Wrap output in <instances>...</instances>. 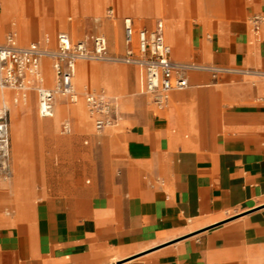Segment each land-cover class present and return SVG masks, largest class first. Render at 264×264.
Instances as JSON below:
<instances>
[{
  "label": "crops",
  "instance_id": "1",
  "mask_svg": "<svg viewBox=\"0 0 264 264\" xmlns=\"http://www.w3.org/2000/svg\"><path fill=\"white\" fill-rule=\"evenodd\" d=\"M77 1L66 0L74 19ZM92 1L98 2L79 0L80 16L100 19L108 6L107 22L94 37H104L108 45L110 23L119 20L122 54L123 19L146 31L162 23L173 61L236 74L213 79L189 73L188 88L172 92L166 107L156 109L144 94L139 69L130 67L136 77L121 69H101L109 76L121 75V99L102 88L91 90L118 99L110 98L119 120L97 135L90 129L92 118L85 128L75 129L97 146L100 172L82 168L89 180L78 179L63 192L41 197L29 178L38 167L26 164L28 149L22 140L17 165L9 158V184H0V264H264V78L238 73L264 72V25L250 24L252 17L264 15V0H154V12L144 11L146 0H133L139 4L129 12L135 19L125 14L123 0H106L105 7L99 1L94 9ZM54 17L46 28L58 21L62 31ZM65 25L67 33L56 34L54 49L59 35L71 41ZM10 33L19 46L32 44L20 40L14 25L6 35ZM90 40L86 35L78 42ZM42 44L53 50L49 35ZM46 72L52 89L46 87ZM41 74V87L53 90L50 61L41 62ZM137 89V97L127 96ZM12 93L16 104L18 95ZM58 103L68 104L56 98L51 119L37 116L48 121L57 112L66 118L60 134L69 136L75 121L66 107L57 111ZM27 107L22 116L31 115L23 121L34 128ZM38 124L39 130L49 131V124ZM58 142L67 145L70 140Z\"/></svg>",
  "mask_w": 264,
  "mask_h": 264
},
{
  "label": "built area",
  "instance_id": "2",
  "mask_svg": "<svg viewBox=\"0 0 264 264\" xmlns=\"http://www.w3.org/2000/svg\"><path fill=\"white\" fill-rule=\"evenodd\" d=\"M113 13L108 12L111 19ZM264 18L254 16L250 19L253 27L263 25ZM124 52L113 56L108 51L107 41L97 36L90 41L72 43L65 35L57 37L54 50L44 49L38 44L19 46L15 34H8L4 44L0 45V88L12 91L18 99H25L29 92L37 97V112L41 119H51L54 114L56 98L68 104H75L78 95L74 89L73 79L78 62L122 64L139 69L143 73V91L150 97L156 109L166 107L169 96L174 91L188 88L187 75L194 72L209 74L213 79L236 72L211 66H198L178 63L170 58V48L164 40L162 23H157L154 30L136 29L129 18L122 20ZM52 63L55 87L48 90L41 87L43 82L41 62ZM241 75H255L264 78V72L243 71ZM237 73V74H238ZM87 112L93 120L96 133L111 128L119 120L118 108L113 99L103 93H86L82 95ZM17 102V100L15 101ZM7 109L0 110V177L7 179L9 171L7 126L4 118ZM64 133H69V126L63 125Z\"/></svg>",
  "mask_w": 264,
  "mask_h": 264
},
{
  "label": "rangeland",
  "instance_id": "3",
  "mask_svg": "<svg viewBox=\"0 0 264 264\" xmlns=\"http://www.w3.org/2000/svg\"><path fill=\"white\" fill-rule=\"evenodd\" d=\"M33 1V2H32ZM0 0V43L3 41L4 36L10 30V27L14 25V30L17 32L20 40L22 39L24 44H29L33 42L40 43V47L46 49L47 46H43L42 38L47 34L50 36L52 40V46H49L54 50V38L57 33L65 32L66 25L68 26V35L73 43H76L83 39L84 36L88 35V38L92 39L95 35L100 34L98 29L101 27L103 22H107L105 19L107 7L106 0H98L92 1L90 3V7L93 9L99 6V1H101V5L105 8L102 11V17L100 19H87L82 18L80 16V2L78 3V10L74 13L78 15V18L74 19L71 10H69V6L66 0ZM52 1V0H51ZM25 2V3H24ZM147 3L143 5L144 11L152 10L155 11L154 0H146ZM53 3V7L51 6ZM25 5V7H24ZM135 1L131 0H123L122 6L125 11V14L131 18H136L135 15L129 13L132 9V6L137 7ZM32 8L34 12L31 14ZM54 9V10H53ZM114 16L116 17V9L113 7ZM55 12V14H54ZM58 17L61 21V29L60 23L55 21L53 26H49L48 21H52ZM259 16V15H257ZM125 16H120V18ZM264 18V15L259 16ZM46 19L45 24L41 21ZM68 19L70 22H68ZM48 20V21H47ZM50 22V24H52ZM75 22V23H74ZM155 20L152 22L154 24ZM73 23V24H72ZM72 26L75 24L76 29H72ZM145 25V23H142ZM264 25V22H263ZM45 27V28H41ZM111 31L109 36H106L108 40V48L109 52L113 56H119L122 54L121 49V26L120 21L116 20L115 23H110ZM21 40V41H22ZM81 66H85L87 68L86 75L83 78L78 76V71L73 80V85L75 87L76 92L81 97L83 94L91 91L92 89H105L108 92L116 95L121 99L124 95V90L122 85L119 83V75L109 76L103 74L101 69H105L106 67L121 69L126 73L129 72L130 75L137 76V72L135 69L124 66L122 64H106V63H92V62H81L79 63ZM48 75V80L50 83L46 84V87L52 89L51 76L49 72H46ZM138 81V77H137ZM9 95V99L13 101V93L3 89ZM1 91V90H0ZM99 93V92H96ZM139 90L136 92H127V96L137 97ZM136 94V95H135ZM27 99H29V104L27 107V113L33 112V123L35 125L34 128H31L25 124L21 113L24 110V107L19 104L21 101L18 100L19 103L14 104L17 106L16 108L20 111L21 116L18 119L19 123V146L20 150L22 147V140L24 148L28 149L26 164L31 166L38 167V173L29 175L31 183L34 184V188L36 192H40L41 197L49 196L50 194H56L63 192V187L66 186L67 183H73L78 179H83V181L89 180V177L86 173L82 172V168H86L91 166L95 172H100L102 168L103 162L98 158L96 154L97 146L93 144V142L86 136V134L78 133L75 130L74 124H72V132L69 136H62L60 134V124L66 119L62 116H59L56 112L54 118L48 121H42L37 116V98L35 93H30L27 95ZM82 100V98H80ZM80 101V100H79ZM19 106V107H18ZM58 106L63 107H71L74 104H64L58 103ZM2 104H0V108ZM82 111L85 110L83 109ZM122 113L125 110H121ZM127 112V111H126ZM86 114V113H85ZM27 118V117H26ZM5 124L8 129V134L10 138L11 134V121L12 118L10 116V112L7 109L6 116L4 118ZM38 122L47 123L50 125L49 131H42L38 129ZM91 130H95L93 124H91ZM94 134H98L94 132ZM70 140L69 144L65 145L63 142L59 143V140ZM9 171H12V164L9 160ZM0 184L8 185L9 181L6 182L3 178L0 177ZM41 187V188H39ZM62 187V188H60ZM42 193V194H41ZM43 195V196H42ZM36 198H40L38 194Z\"/></svg>",
  "mask_w": 264,
  "mask_h": 264
},
{
  "label": "bare ground",
  "instance_id": "4",
  "mask_svg": "<svg viewBox=\"0 0 264 264\" xmlns=\"http://www.w3.org/2000/svg\"><path fill=\"white\" fill-rule=\"evenodd\" d=\"M72 29H76V25L74 24L72 26ZM89 39V38H88ZM48 44V43H47ZM43 61V60H42ZM81 62H85V61H81ZM81 62H78L76 64V68H75V72L77 73L78 71V76L80 78H83L85 75H86V72H87V68L85 66H81L79 65V63ZM75 77V76H74ZM75 89V87H74ZM0 104H2V107L0 108V110L2 108H5V109H8L9 112H10V116L12 118V121H11V127H10V130H11V134H10V138L9 137V134H8V129L6 131V135H7V139H8V157L11 158L15 164L17 165V159H18V156H19V152H20V146H19V123H18V119L19 117L21 116L20 114V111L16 108L17 106L14 105L13 102L10 101L9 99V95L8 93H6L3 88H0ZM76 91V90H75ZM96 92H101L103 93V95L107 98H113V99H116L118 101L117 98L115 97H112V96H109L107 95L106 93H104L103 91H89L87 93H96ZM77 93V92H76ZM78 95V93H77ZM80 98H82V96L80 97L78 95V99H77V102L74 104V106H71V107H67V111H68V114L69 116L74 119L75 121V129H82L83 127L85 128V122L88 120V119H91L90 115L88 114L87 112V109H86V106L84 104V101L83 99L81 100ZM80 100V101H79ZM19 101H21V103L17 102L16 103H19V104H24L23 102H25L24 105H21L22 107L26 108L29 104V99H27V96L25 97V99H19ZM115 101V100H113ZM19 107V106H18ZM85 110V113L84 111L82 110ZM27 110V109H26ZM57 111L59 113L62 112V108H57ZM31 114H26V117L27 119L30 117ZM68 116V115H67ZM46 124V123H45ZM39 125V124H38ZM35 126V125H34ZM46 126V125H45ZM50 126V125H49ZM39 127V126H38ZM44 128V127H43ZM48 128V127H47ZM49 129V128H48ZM46 131V130H45ZM9 140H10V145H9ZM13 163V162H12ZM11 163V164H12ZM13 167V166H12ZM16 170L19 171L18 167H16ZM13 174V173H12Z\"/></svg>",
  "mask_w": 264,
  "mask_h": 264
}]
</instances>
